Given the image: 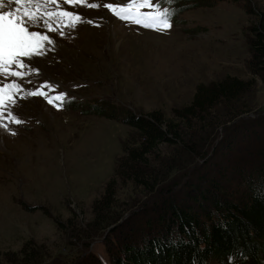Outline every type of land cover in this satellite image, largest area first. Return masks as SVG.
Returning <instances> with one entry per match:
<instances>
[{
  "label": "rangeland",
  "instance_id": "obj_1",
  "mask_svg": "<svg viewBox=\"0 0 264 264\" xmlns=\"http://www.w3.org/2000/svg\"><path fill=\"white\" fill-rule=\"evenodd\" d=\"M128 2L65 4L62 11L79 15L51 17V32L40 23L43 15L36 19L32 30H45L53 43L27 61L37 71H26L25 80H17L24 88L0 106V264H49L69 252V264H87L75 263V255L87 247L83 237L92 225L121 218L112 228L124 233L130 220L143 219L141 208L158 206L120 168L137 145V135L123 124L128 115L159 113L173 121L199 88L234 81L241 85L235 101L219 107L216 120L241 110L252 120L253 111L264 110V69L250 48L254 30H264V0H179L174 9L184 8L164 30L122 21L104 7ZM42 82L76 102L61 110L44 105L30 94ZM260 121L252 128L262 135ZM174 154L185 161L176 146H158L152 173L171 169ZM112 180V203L103 211L97 203ZM97 237L89 246L105 262Z\"/></svg>",
  "mask_w": 264,
  "mask_h": 264
},
{
  "label": "trees",
  "instance_id": "obj_2",
  "mask_svg": "<svg viewBox=\"0 0 264 264\" xmlns=\"http://www.w3.org/2000/svg\"><path fill=\"white\" fill-rule=\"evenodd\" d=\"M178 1L159 0L158 5L176 7ZM250 48L264 69V30H254ZM240 86L234 81L199 88L191 104L178 111L173 121L159 113L147 118L128 115L123 120L137 135V145L127 150L120 164L123 176L133 177V184L152 194L158 206L141 208L143 219L130 220L124 233L112 228L121 218L92 225L94 233L84 235L88 245L75 255V263L264 264V133L252 128L257 120L264 121V110L253 111L257 117L252 120L243 118L248 113L243 110L216 120L217 109L228 108ZM100 109L95 111L104 117ZM243 124L249 129L241 128ZM244 135L247 141H238ZM163 144L176 146L186 159L181 161L174 154L177 159L171 169L154 174L150 157ZM173 171L178 173L171 175ZM114 184L112 180L97 203L103 211L111 206ZM96 235L105 262L89 246ZM70 253L64 259L52 258L49 264H69Z\"/></svg>",
  "mask_w": 264,
  "mask_h": 264
},
{
  "label": "snow or ice",
  "instance_id": "obj_3",
  "mask_svg": "<svg viewBox=\"0 0 264 264\" xmlns=\"http://www.w3.org/2000/svg\"><path fill=\"white\" fill-rule=\"evenodd\" d=\"M76 2L78 0H65L66 4ZM10 3H14L16 7L10 10H2L3 0H0V106H3L5 101L12 99L15 93H18L24 87L17 80H25L26 71L29 73L37 71L27 61H30L33 57L45 55L46 45L52 43L50 36L45 32L32 30L36 27L34 21L37 19V13L39 12V8L33 11L29 7L33 0H10ZM104 7L120 20L131 21L134 25L143 28L160 27L161 30H164L171 26L169 22L163 19L165 14L158 10V6L153 0H129L127 4L123 5L108 3ZM141 9L148 10L141 11ZM44 15L47 31L51 32L55 29L47 18L59 16L63 19L78 17L79 14L70 11H59L55 13L47 12ZM57 26H59V23ZM9 78L15 79L10 81ZM30 94L44 95L41 89H36ZM60 95L63 96V93Z\"/></svg>",
  "mask_w": 264,
  "mask_h": 264
},
{
  "label": "bare ground",
  "instance_id": "obj_4",
  "mask_svg": "<svg viewBox=\"0 0 264 264\" xmlns=\"http://www.w3.org/2000/svg\"><path fill=\"white\" fill-rule=\"evenodd\" d=\"M65 4H66L65 0H55V2H53V0H33V3L31 5H29V7L33 11H35L37 8H39V12L37 13V17L41 18V16L43 15L44 16L43 18H46L44 15L45 13H47V12L55 13V12L62 11ZM70 5H73V4H70ZM15 7H16V5L14 3H10V0H3V9L2 10H10V9L15 8ZM74 11H75V9H74ZM54 17H57L59 19V16H54ZM47 19L49 20V23L54 20L52 18H47ZM37 22H39V21H37V20L34 21L35 24H38ZM40 23L47 26L42 21H40ZM42 32H45L48 36H50V34L47 33L45 30H43ZM52 43H53V40H52Z\"/></svg>",
  "mask_w": 264,
  "mask_h": 264
}]
</instances>
